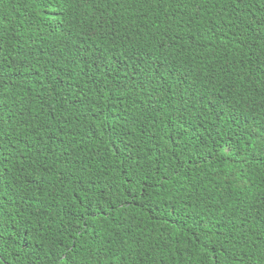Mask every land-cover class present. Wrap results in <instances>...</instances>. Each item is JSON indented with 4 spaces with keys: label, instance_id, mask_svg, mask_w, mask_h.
Masks as SVG:
<instances>
[{
    "label": "trees",
    "instance_id": "1",
    "mask_svg": "<svg viewBox=\"0 0 264 264\" xmlns=\"http://www.w3.org/2000/svg\"><path fill=\"white\" fill-rule=\"evenodd\" d=\"M0 264H264V0H0Z\"/></svg>",
    "mask_w": 264,
    "mask_h": 264
}]
</instances>
